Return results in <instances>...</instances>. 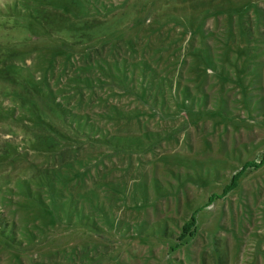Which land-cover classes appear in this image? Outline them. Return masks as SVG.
I'll return each mask as SVG.
<instances>
[{"label":"rangeland","instance_id":"374dc122","mask_svg":"<svg viewBox=\"0 0 264 264\" xmlns=\"http://www.w3.org/2000/svg\"><path fill=\"white\" fill-rule=\"evenodd\" d=\"M0 264H264V0H0Z\"/></svg>","mask_w":264,"mask_h":264}]
</instances>
